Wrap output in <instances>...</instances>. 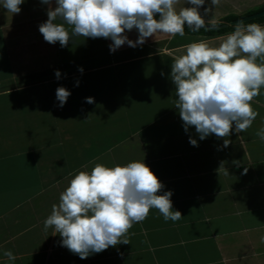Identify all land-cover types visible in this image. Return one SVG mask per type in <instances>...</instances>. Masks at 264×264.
<instances>
[{
  "label": "crops",
  "instance_id": "obj_1",
  "mask_svg": "<svg viewBox=\"0 0 264 264\" xmlns=\"http://www.w3.org/2000/svg\"><path fill=\"white\" fill-rule=\"evenodd\" d=\"M20 7L18 14L0 7V264H9L5 250L15 254L14 264H264V140L257 135L264 87L251 101L258 113L251 127L200 140L194 127L182 126L170 78L187 45L218 47L235 28L209 36L156 33L110 52V39L73 36L66 24L69 44H50L39 32L50 5L25 0ZM174 7L190 5L178 0ZM262 9L264 0H206L199 11L215 25ZM125 34L138 37L135 29ZM61 86L71 92L63 107L56 100ZM143 160L162 192L172 191L181 219L165 221L150 209L128 230L129 244L86 259L45 229L76 173Z\"/></svg>",
  "mask_w": 264,
  "mask_h": 264
},
{
  "label": "clouds",
  "instance_id": "obj_2",
  "mask_svg": "<svg viewBox=\"0 0 264 264\" xmlns=\"http://www.w3.org/2000/svg\"><path fill=\"white\" fill-rule=\"evenodd\" d=\"M52 2L41 0L50 7L39 32L46 42H59L61 47L70 41L65 24L71 26L73 36L110 39V52L125 44L142 45L156 33L183 36L185 25L192 31L205 28L199 9L206 0H187L190 7L179 12L174 7L178 0H54V8ZM209 2L215 6L220 0ZM24 3L25 0H0V7L18 14ZM57 19L63 23H56ZM133 29L138 32L135 41L125 34ZM79 71L83 72V68ZM55 76L60 78V70H55ZM170 78L185 132L194 127L203 140L213 134L225 138L233 131H245L258 115L251 101L264 87V26H243V21H238L218 47L205 41L190 43L171 65ZM70 95L65 87H58V106L63 107ZM85 100L94 102L92 97ZM257 135L264 140V128ZM189 143L198 146L192 137ZM228 144L224 139V147ZM163 188L144 160L114 167L96 164L90 172L79 171L71 178L60 193L59 203L53 204L51 214L44 220V227L54 228L62 246L86 259L110 246L129 244L128 230L145 220L150 209H158L165 221L181 219V212L173 209L172 191L162 192ZM3 255L9 264H14L16 256L11 250H5Z\"/></svg>",
  "mask_w": 264,
  "mask_h": 264
},
{
  "label": "trees",
  "instance_id": "obj_3",
  "mask_svg": "<svg viewBox=\"0 0 264 264\" xmlns=\"http://www.w3.org/2000/svg\"><path fill=\"white\" fill-rule=\"evenodd\" d=\"M237 18H239V17L229 16V17H226L223 20V22L229 23L233 20H236ZM262 22H264V15L260 16L256 19H251V20L245 21V22H243V25L252 24V23L257 24V23H262ZM221 24H224V23H218L215 25H221ZM206 26H213V25L205 24V28H201L199 31H192L187 25H185V33L208 35V36L209 35H216V34H222L224 32L230 31V30L234 29L236 25H227L225 27H220L218 29H207Z\"/></svg>",
  "mask_w": 264,
  "mask_h": 264
},
{
  "label": "water",
  "instance_id": "obj_4",
  "mask_svg": "<svg viewBox=\"0 0 264 264\" xmlns=\"http://www.w3.org/2000/svg\"><path fill=\"white\" fill-rule=\"evenodd\" d=\"M264 15V9L254 13V14H251V15H248V16H245V17H242V18H239V19H236V20H233L231 21L229 24L228 23H224V24H221V25H213V26H206L207 29H218L220 27H225L227 25H236V23L238 21H248V20H251V19H256L260 16H263Z\"/></svg>",
  "mask_w": 264,
  "mask_h": 264
},
{
  "label": "rangeland",
  "instance_id": "obj_5",
  "mask_svg": "<svg viewBox=\"0 0 264 264\" xmlns=\"http://www.w3.org/2000/svg\"><path fill=\"white\" fill-rule=\"evenodd\" d=\"M230 23V22H229Z\"/></svg>",
  "mask_w": 264,
  "mask_h": 264
}]
</instances>
